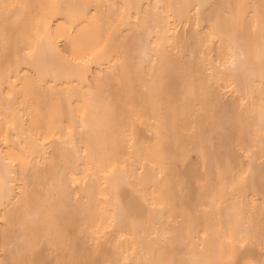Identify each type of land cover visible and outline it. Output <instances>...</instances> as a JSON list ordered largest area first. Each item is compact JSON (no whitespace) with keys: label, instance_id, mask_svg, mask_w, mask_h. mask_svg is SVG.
I'll return each mask as SVG.
<instances>
[{"label":"bare ground","instance_id":"bare-ground-1","mask_svg":"<svg viewBox=\"0 0 264 264\" xmlns=\"http://www.w3.org/2000/svg\"><path fill=\"white\" fill-rule=\"evenodd\" d=\"M0 264H264V0H0Z\"/></svg>","mask_w":264,"mask_h":264},{"label":"rangeland","instance_id":"rangeland-1","mask_svg":"<svg viewBox=\"0 0 264 264\" xmlns=\"http://www.w3.org/2000/svg\"><path fill=\"white\" fill-rule=\"evenodd\" d=\"M31 148H32L33 153H35V152H34V148H33V147H31Z\"/></svg>","mask_w":264,"mask_h":264}]
</instances>
